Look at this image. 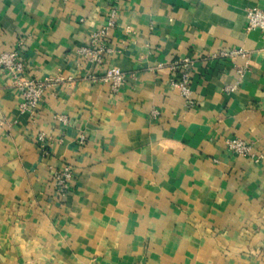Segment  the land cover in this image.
I'll return each instance as SVG.
<instances>
[{"label":"crops","instance_id":"crops-1","mask_svg":"<svg viewBox=\"0 0 264 264\" xmlns=\"http://www.w3.org/2000/svg\"><path fill=\"white\" fill-rule=\"evenodd\" d=\"M251 9L264 0H0V54L21 41L26 77L62 80L21 113L0 72V264H264V31L246 30ZM100 30L106 66L126 76L117 93L76 54ZM184 58L190 105L168 68ZM234 139L250 155L230 153Z\"/></svg>","mask_w":264,"mask_h":264},{"label":"built area","instance_id":"built-area-1","mask_svg":"<svg viewBox=\"0 0 264 264\" xmlns=\"http://www.w3.org/2000/svg\"><path fill=\"white\" fill-rule=\"evenodd\" d=\"M246 30L264 31V14L258 9L248 10L246 14ZM112 26V22H109ZM106 30H100L90 35L86 46L78 48L76 54L95 72L88 75V81L91 83L107 84L111 93H117L125 82V74L117 67L106 66L107 58L111 53L102 42ZM23 43L17 42L16 47L0 54V72L7 74L11 80L12 87L19 92L22 97V103L19 105L21 113H35L40 100L44 93L51 87L56 86L62 80L59 77H48L44 79H36L25 76V62L22 54ZM233 54H243L242 52H233ZM187 58L178 59L168 65L169 70L176 74V79L171 80L173 89L179 92L181 98L186 100L190 105L189 96L190 89V73L186 70L190 65ZM100 68H105L100 73ZM240 73V71H239ZM158 112H152L153 117H157ZM59 121H63L62 117H57ZM5 126L4 120L0 119V128ZM45 136L39 133L36 142L39 146H43ZM83 137L80 136L79 142L82 143ZM227 150L237 156L250 155L251 146L241 140H228L225 142ZM255 162H259L260 158L251 156ZM72 172L69 167H64L56 171L52 176L54 195L58 198L68 196L70 192V182Z\"/></svg>","mask_w":264,"mask_h":264}]
</instances>
